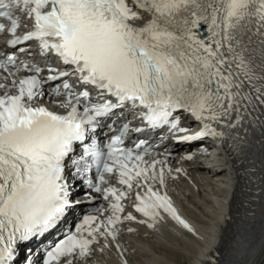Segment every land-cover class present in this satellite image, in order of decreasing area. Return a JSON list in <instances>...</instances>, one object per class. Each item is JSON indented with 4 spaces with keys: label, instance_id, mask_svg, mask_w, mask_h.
I'll return each mask as SVG.
<instances>
[{
    "label": "snow or ice",
    "instance_id": "6c2138e0",
    "mask_svg": "<svg viewBox=\"0 0 264 264\" xmlns=\"http://www.w3.org/2000/svg\"><path fill=\"white\" fill-rule=\"evenodd\" d=\"M5 33L0 264H35L34 245L79 206L70 180L93 167L86 187L111 214L84 215L45 250L42 264H95L113 245L124 256L118 226L154 228L161 212L193 232L166 191L173 169L134 134L185 133L198 124L176 144L211 138L237 149L250 128L264 137V0H0ZM129 199L146 219L125 213Z\"/></svg>",
    "mask_w": 264,
    "mask_h": 264
},
{
    "label": "bare ground",
    "instance_id": "6f19581e",
    "mask_svg": "<svg viewBox=\"0 0 264 264\" xmlns=\"http://www.w3.org/2000/svg\"><path fill=\"white\" fill-rule=\"evenodd\" d=\"M216 174L217 177L211 178L200 170L177 185L185 199L184 211L189 215L182 218L193 228V232L176 223L159 225V229L147 238L127 236V254L107 258L106 264H122L123 259H127L128 264H204L224 230L227 235L225 248H228L237 233L244 189L238 188L239 197L232 208L231 196L235 193L232 188L236 184L224 170ZM241 184L244 183H240L239 187ZM228 209L229 213L232 209L230 224ZM255 264H264V247Z\"/></svg>",
    "mask_w": 264,
    "mask_h": 264
}]
</instances>
